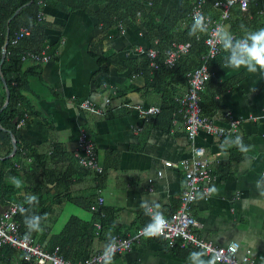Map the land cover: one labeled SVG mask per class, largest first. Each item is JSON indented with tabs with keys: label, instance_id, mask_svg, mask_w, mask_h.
<instances>
[{
	"label": "crops",
	"instance_id": "0c3cea01",
	"mask_svg": "<svg viewBox=\"0 0 264 264\" xmlns=\"http://www.w3.org/2000/svg\"><path fill=\"white\" fill-rule=\"evenodd\" d=\"M161 3L168 12L171 7L178 8L181 0H161ZM103 5L91 4L88 8L95 11ZM248 5L264 6V0H248ZM235 10L232 8L230 14ZM42 11L50 22L44 29V44L51 57L42 63L38 82L35 86L31 84L35 87L32 94L36 113L25 118V124L18 128L19 135L36 149L46 150L58 144L65 152L73 153L79 134L84 132L94 145L102 171H84L82 177L76 176L79 181L69 190L92 192L95 209L101 205L116 211L118 232L127 236L145 225L146 220L150 222V214H145L141 207L142 201L151 206L152 212L164 216L178 205L185 186L180 161L191 155L181 115L171 119L169 130H163L152 127L149 120L126 106H157L159 101L157 95L143 89L142 75L123 68L124 62L130 61L132 65L139 62L140 54L134 48L150 46L135 23L125 21L123 32L116 26L108 30L101 51L102 56H113L119 62L113 64L99 62L98 56L89 52L90 42L100 34L95 17L82 10L62 12L45 6ZM246 16L250 17V13ZM210 73L208 81L216 87L240 75L235 84L227 86L219 97L216 95L221 108L209 118L217 125L226 122L223 116L226 112L241 118L234 137L239 135L250 150L241 153L227 147L222 151V139L203 131L196 134L195 143L203 144L207 156L218 162L212 167L208 183V190L214 187L217 191L207 192L205 197L197 194L190 205V213L199 224L194 232L216 245L235 241L238 255L249 250L252 264H264V74L222 66ZM184 91V86L176 88L175 99ZM107 95L111 97L109 104L104 103ZM82 99L104 106L105 113L118 114L107 118L105 113L95 115L80 110L77 102ZM40 118L46 119L51 129L44 127ZM164 161L171 165L165 166ZM159 170L161 173L157 175ZM97 197H101L100 203ZM57 211L51 233L60 229L68 215L85 221L91 217L88 210L69 202L54 208ZM105 243V238H96L92 253ZM194 252L200 253L179 244L171 249L161 237L144 238L105 264H197L190 256ZM201 258L207 261V256L202 254Z\"/></svg>",
	"mask_w": 264,
	"mask_h": 264
},
{
	"label": "trees",
	"instance_id": "16d2710c",
	"mask_svg": "<svg viewBox=\"0 0 264 264\" xmlns=\"http://www.w3.org/2000/svg\"><path fill=\"white\" fill-rule=\"evenodd\" d=\"M191 1L181 0L178 8L171 7L166 12L161 0H0V53L1 48L5 49L0 64V211L9 202L17 203L25 209L30 208L28 213H21L19 208L13 216L20 234L34 237L48 249L57 245L59 253L72 261L89 257L92 254V244L99 236L106 239L103 247L110 242L113 235L121 236L118 232L120 224L116 220V211L101 205L95 209L92 192L82 194L69 190L72 184L79 181L76 176L82 177L84 171H91L77 162L74 152H65L58 144H52L50 149L39 150L27 144L19 135L16 123L25 115L36 113L32 93L35 90V83L38 82L42 65L41 62L23 61L21 56L28 51L38 52L43 49L46 41L44 29L50 25L47 18L38 19L37 13L46 6L62 12L82 10L95 17L100 25V34L92 39L88 49L90 54L98 56L99 62L119 63L113 56H102L101 47L108 30L118 24L123 25L125 21L135 23L141 36L150 43V46L159 50L172 42H189L187 52L182 54L173 66L160 64L157 69H152L144 54L140 55L137 64L132 65L127 61L123 66L129 68L133 74L142 75L143 89L153 92L159 98L157 105L159 112L148 119L151 126L169 130L172 125L171 119L178 114L181 115L177 99L183 93L175 99V90L182 86L186 89V72L199 64V56L205 51L203 39L206 32L198 33L194 37L188 35L193 23V20L186 16ZM213 1L205 0L202 6L203 14L210 18L217 17V10L212 7ZM103 3L101 9L92 11L88 8L91 4ZM232 8L236 10L223 21V27L224 30L235 34V37L242 34L241 24L248 30L264 27V6L251 7L247 4L245 13H242L236 5L230 8V12ZM259 8H262V14L258 13ZM247 12L250 13L248 18H246ZM20 27H26L29 33L18 39L17 43L11 44L13 33ZM225 55L226 53L219 46V52L207 63L209 72L221 67ZM239 78L240 75H236L217 87L207 80L198 93L201 114L207 117L214 115L221 108L216 95L219 97L227 86L235 84ZM6 93L7 102L3 106ZM105 114L109 118L114 117L118 112ZM40 120L44 127L51 129L46 119L40 118ZM225 138L220 139L224 141ZM230 138L235 139L234 136ZM12 140L15 150L9 155L12 150ZM231 150L240 152L235 146L229 147V151ZM17 182L20 183V187H16ZM32 194L37 196L38 203L30 207L25 203V198ZM65 202L88 210L91 217L85 221L73 214L68 215L60 229L51 233L50 230L58 214V211L54 212V208L59 209ZM33 213L46 217L42 219L39 230H30L24 224V215ZM95 223L100 224L98 233H95ZM176 247H178L177 242L170 248ZM22 255L23 253L18 249L8 244L0 245V264H25Z\"/></svg>",
	"mask_w": 264,
	"mask_h": 264
},
{
	"label": "built area",
	"instance_id": "2783aa9c",
	"mask_svg": "<svg viewBox=\"0 0 264 264\" xmlns=\"http://www.w3.org/2000/svg\"><path fill=\"white\" fill-rule=\"evenodd\" d=\"M204 2L205 0H192L190 10L186 15L189 19L193 20L194 15L202 14L206 18L207 31L203 39L205 51L199 56V64L191 71L186 72V89L177 99L182 116V127L184 128L186 138L190 142L191 153L190 157L180 161V166L184 171L185 186L178 197L177 207L167 216L159 212L163 217L162 221L157 219L154 222L153 216L150 214V222L136 228L132 234L125 237L115 234L111 237L110 242L101 250L92 253L85 259L72 261L59 253L57 245L51 249H45L34 237L20 234L18 224L13 219L14 214L19 210L20 206L17 203L9 202L0 211V245L8 244L20 250L23 253L25 264H103L111 256L128 250L131 244L137 243L141 239L152 237H161L169 247L174 246L176 242L180 247L191 246L207 256V260L213 259L214 264H252L249 259V250H245L243 254L238 255L237 242L230 241L225 245H216L207 239L195 235L194 230L199 227V224L190 213V205L195 200L197 194L200 193L204 197L206 196L208 183L211 180L212 167L218 162L217 159H211L207 156V150L203 144L195 143L194 138L196 134L199 131H203L218 138L232 137L235 136L241 123V118L231 116L228 112L223 113V116L226 118V122L223 125H217L212 122L209 117L202 115L200 112L198 93L210 78L211 73L208 70V61L219 52L220 44L215 34L216 28L221 27L224 29L223 21L229 17L232 6L236 5L242 13H245L247 11L248 0H214L212 7L217 10L216 18H210L203 14L202 6ZM258 13L262 14V8L258 9ZM44 17V13L40 10L37 13V18ZM117 27L123 32L124 28L121 24H118ZM27 34L28 29L20 27L13 33L10 41L11 44L17 43L18 39ZM233 35L235 36V34ZM189 46V42H172L161 50L154 46L147 48L139 47L134 48V50L138 54H144L147 57L149 67L157 69L160 64L167 67L173 66L175 61L187 52ZM159 56H161V60H159ZM49 57L50 54L43 48L38 52L28 51L21 56V59L23 61L44 63ZM77 106L80 110L95 115L104 113L88 99L79 100ZM126 106L135 110L145 121L151 115L159 112V107L156 105L126 104ZM25 117L16 124L17 127L24 124ZM91 145L92 142L85 137L84 132H81L77 139V147L81 153L76 152L75 156L81 166L94 172H99L100 168L94 159ZM163 164L170 166L171 162L164 161ZM160 173L159 170L157 175H160ZM97 201L100 202L101 197H97ZM94 228L95 233H98L100 225L95 223ZM145 231L155 234L145 235Z\"/></svg>",
	"mask_w": 264,
	"mask_h": 264
},
{
	"label": "clouds",
	"instance_id": "9594fccd",
	"mask_svg": "<svg viewBox=\"0 0 264 264\" xmlns=\"http://www.w3.org/2000/svg\"><path fill=\"white\" fill-rule=\"evenodd\" d=\"M240 28L242 30V34L239 37H235L232 33L221 27L216 28L215 34L218 38V43L220 44L221 50L226 53L223 57V63L221 66L224 69L231 68L239 70L243 68L248 73L259 72L264 74V27L256 30H248L243 24H241ZM206 31V18L202 14L194 15L193 23L189 29L188 35L190 37H194L197 36L198 33H204ZM25 118H27V116ZM231 146L237 147L241 153H247L250 150V146L245 145L239 135H237L235 139L226 137L220 145L222 151ZM16 187H20L19 182L16 183ZM216 191L217 190L214 187L208 190L209 193H215ZM25 203L31 207L32 205L38 203V198L35 194L29 195L25 198ZM141 207L145 209V214H151L153 216L154 222L157 219L161 221L163 220L162 215L158 211L153 213L151 206H149L146 202L142 201ZM155 207L158 208L159 206L156 205ZM149 209H151V212H149ZM20 211L21 213H28L30 208L25 209L23 206H20ZM42 219H46V217H42L34 213L31 215L26 214L24 215V224L30 230H39ZM154 234L155 233L145 231V235ZM190 256L197 260V264H214L213 259L206 261L201 258L202 253L194 252L190 253Z\"/></svg>",
	"mask_w": 264,
	"mask_h": 264
},
{
	"label": "bare ground",
	"instance_id": "6f19581e",
	"mask_svg": "<svg viewBox=\"0 0 264 264\" xmlns=\"http://www.w3.org/2000/svg\"><path fill=\"white\" fill-rule=\"evenodd\" d=\"M28 33H29V30H28ZM4 48V47H3ZM27 53V52H26ZM25 53V54H26ZM4 55H5V49H4ZM24 55V54H23ZM105 99H107V101H105ZM88 100H90V99H88ZM95 106H97V107H99L101 110H102V112H104V106H102V105H98L96 102H94V101H92V100H90ZM110 101H111V97H110V95H107L105 98H104V103L105 104H109L110 103ZM91 148H92V152H93V154H94V159H95V161H96V164L99 166V168H100V170H101V166L98 164V162H97V159H96V153H95V150H94V145L92 144L91 145ZM76 152H79V153H81V151H80V149L78 148V147H76L75 148V150H74V157L76 158V156H75V153ZM77 159V158H76ZM78 162V161H77ZM79 163V162H78ZM88 169V168H87ZM101 202V201H100ZM99 202V203H100ZM150 210V209H149ZM99 224V223H98ZM100 225V224H99ZM137 243H139V242H137ZM134 244H136V243H133V244H131V246H130V248L134 245ZM129 248V249H130ZM128 249V250H129ZM125 252V251H124ZM123 253V252H122ZM119 254H121V253H119ZM115 255H117V254H115ZM115 255H113V256H115ZM112 257V256H111ZM110 257V258H111ZM106 261H108V259L106 260ZM106 261L103 263V264H105L106 263Z\"/></svg>",
	"mask_w": 264,
	"mask_h": 264
},
{
	"label": "water",
	"instance_id": "95a60500",
	"mask_svg": "<svg viewBox=\"0 0 264 264\" xmlns=\"http://www.w3.org/2000/svg\"><path fill=\"white\" fill-rule=\"evenodd\" d=\"M3 57H4V48H1V53H0V64H1L2 60H3ZM3 84H4V83H3ZM6 102H7V93H6V98H5V100H4L3 106L6 104ZM14 150H15V148H14V142H13V140H12V150H11V152H10L9 155H11V154L14 152Z\"/></svg>",
	"mask_w": 264,
	"mask_h": 264
},
{
	"label": "rangeland",
	"instance_id": "374dc122",
	"mask_svg": "<svg viewBox=\"0 0 264 264\" xmlns=\"http://www.w3.org/2000/svg\"><path fill=\"white\" fill-rule=\"evenodd\" d=\"M43 48H45V49H46V44H44V45H43ZM19 251H20V250H19ZM20 252H21V251H20ZM21 253H22V252H21ZM22 256H23V255H22Z\"/></svg>",
	"mask_w": 264,
	"mask_h": 264
}]
</instances>
